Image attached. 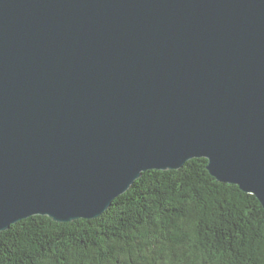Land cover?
<instances>
[{
	"label": "water",
	"instance_id": "95a60500",
	"mask_svg": "<svg viewBox=\"0 0 264 264\" xmlns=\"http://www.w3.org/2000/svg\"><path fill=\"white\" fill-rule=\"evenodd\" d=\"M195 157L264 207V0H0V231Z\"/></svg>",
	"mask_w": 264,
	"mask_h": 264
},
{
	"label": "trees",
	"instance_id": "16d2710c",
	"mask_svg": "<svg viewBox=\"0 0 264 264\" xmlns=\"http://www.w3.org/2000/svg\"><path fill=\"white\" fill-rule=\"evenodd\" d=\"M208 159L149 169L100 216L32 215L0 231V264H264V207Z\"/></svg>",
	"mask_w": 264,
	"mask_h": 264
}]
</instances>
